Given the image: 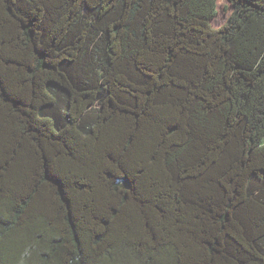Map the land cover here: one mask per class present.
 Returning a JSON list of instances; mask_svg holds the SVG:
<instances>
[{
    "label": "trees",
    "instance_id": "1",
    "mask_svg": "<svg viewBox=\"0 0 264 264\" xmlns=\"http://www.w3.org/2000/svg\"><path fill=\"white\" fill-rule=\"evenodd\" d=\"M0 0V264H264V0Z\"/></svg>",
    "mask_w": 264,
    "mask_h": 264
},
{
    "label": "rangeland",
    "instance_id": "2",
    "mask_svg": "<svg viewBox=\"0 0 264 264\" xmlns=\"http://www.w3.org/2000/svg\"><path fill=\"white\" fill-rule=\"evenodd\" d=\"M228 3L227 0H219L218 1V14L213 21V26L215 28H219L222 26L229 18L231 10H226Z\"/></svg>",
    "mask_w": 264,
    "mask_h": 264
}]
</instances>
